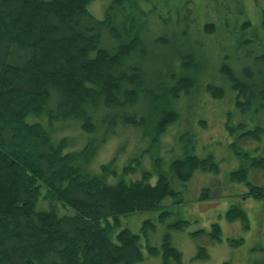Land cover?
Listing matches in <instances>:
<instances>
[{
    "label": "trees",
    "instance_id": "trees-1",
    "mask_svg": "<svg viewBox=\"0 0 264 264\" xmlns=\"http://www.w3.org/2000/svg\"><path fill=\"white\" fill-rule=\"evenodd\" d=\"M93 1L0 0V264L141 263L140 239L121 228V218L156 212L167 198L178 200L168 178L184 187L198 172L219 173L213 155H196L198 132L196 140L191 135L186 140L184 156L169 164V175L159 172L155 184L147 172L128 183L108 182L116 178V172L107 171L109 165L100 166L101 173L90 171L109 140L104 130L113 136L119 127L143 129L142 138L154 135L157 142L185 108L191 110L195 93L222 100L226 89L233 96L225 116L237 125L225 127L230 133L242 130L241 142L264 137V123L249 127L255 117L248 116L259 114L258 103L264 100V56L261 72L243 68L239 73L228 65L222 44L225 34L234 42L238 37L233 36L249 27L245 21L238 29L236 20L244 0H211L218 9L212 16L206 13L204 23L197 15L206 0L194 8V0L180 7L179 0H111L103 20L89 13ZM157 20L165 36L176 41L164 56L147 55L145 49ZM200 24L201 37L210 40H191L190 29ZM167 41L155 43L166 48ZM206 42L211 49H205ZM245 42H237L238 49ZM205 67L215 69L219 84L198 88ZM205 124L199 121L197 131ZM74 126L82 132L79 137L91 139L66 152L78 143L69 135ZM64 132L69 138H59ZM240 158L248 167L231 172L230 182L247 186L246 200L264 202V186L248 182L250 172H264V155L243 153ZM139 166L131 159L121 169L122 178ZM225 217L248 229L242 208H231ZM187 224L170 227L181 231ZM208 236L222 240L217 225ZM147 253L164 264H182L169 236ZM198 253L196 261H207L203 250Z\"/></svg>",
    "mask_w": 264,
    "mask_h": 264
},
{
    "label": "rangeland",
    "instance_id": "rangeland-1",
    "mask_svg": "<svg viewBox=\"0 0 264 264\" xmlns=\"http://www.w3.org/2000/svg\"><path fill=\"white\" fill-rule=\"evenodd\" d=\"M110 1L94 0L88 6L89 13L95 19L103 20ZM183 2L184 0H179L176 7H180ZM199 2L201 3V0H194L193 8ZM205 3L206 6L201 8L199 13L197 12L200 23H204L205 19L203 17L206 13L212 16L214 10L218 9V4L211 3V0H206ZM126 7L128 6L126 5ZM241 8L243 12L237 14L236 19L237 25L240 23L238 29L245 21L250 22L248 29L240 36L238 34L234 35V37H238L234 42L232 39L228 41L229 37L225 34L223 39L226 41L222 44L228 49V65L232 67L236 65L237 69H240L239 73L243 68H249L255 74L261 72V59L264 56V0H244ZM117 17L119 19V15ZM213 18L216 19V17ZM120 23L123 24L122 19ZM153 23L155 25L153 28L151 26L150 34L145 41L146 54L153 55L157 53L164 56L167 50H174L176 41L172 38L169 39L170 36H165L166 30L161 20ZM203 25L200 24L190 29L189 36L192 37V41L193 39L200 42L210 40L201 37L200 29ZM159 38H166L169 46L166 48L159 47V44L155 43V40ZM244 40H246L245 47L242 44L244 49H238L237 42L243 43ZM215 41L217 47L219 44L217 40ZM105 44L108 47H113V43L105 41ZM211 46L208 42L204 44L205 49L208 47L211 49ZM225 56L226 54H223L221 58ZM205 68L207 70L205 74L198 75L200 76L198 88L206 83L219 84L213 74L215 69ZM232 96L226 89L225 97L222 100L213 99L206 92H202L201 95L195 93L194 97L197 99L195 103H188L191 110L185 108L180 113L177 124L168 128L162 139L157 142L154 135L142 138V135H144L143 129L128 126L119 127L117 130L115 129L113 136L104 130L106 140L107 138L109 140L97 151L90 171L101 173L100 166L109 165L107 171L111 169L116 172V178H110L108 181L111 183L119 180L126 183L135 181L141 178L143 172H147L153 175L151 183L155 184L159 172L169 175V164L174 159L184 156V151L187 149L186 145L188 147L186 140L190 135L193 140H196L198 132L201 140L199 141L202 142L204 147L200 154L212 153L218 159L219 173L217 175L198 172L184 187L168 178L171 189L182 194L180 203L167 198L156 212L134 214L121 218V228L128 229L140 239L144 261L138 264H164L161 257H150L147 248H158L166 234L169 236L171 245L182 253V264H264V202L253 199L246 200L243 196L247 192V186L230 182L231 172L248 167V163L241 159L240 155L249 153L250 156L256 157L258 154L249 150L264 147V142L261 144L251 140L241 142L238 136L242 130L236 129L230 134L228 128L225 127V125L227 127L237 125L236 120L231 119V121H228L227 116H225L227 109H230ZM258 104L259 114L254 116L248 113V116L255 117L254 122H249V127H252L253 124L259 123L261 125V122L264 123V100ZM180 108H182V103ZM199 121H205L206 126L197 131L196 127ZM69 130H72L68 131L69 135L74 136L76 138L73 137L74 140L78 143L66 149V152L81 149L91 139L79 137L80 130L76 126ZM63 134L59 138L68 137L66 132ZM200 145L199 143L196 151H198ZM135 158L140 161L139 170L122 178V167ZM109 174L111 173H108L107 176ZM248 182L255 186H264V172H250ZM203 193L207 197L201 198ZM232 204L239 205L247 214L249 220L247 230L243 229L240 222L229 224L225 220V213ZM181 221L188 223L183 231L176 232L172 231L171 228L169 229L171 225ZM214 224L219 225L222 232L220 243L212 241L207 235H194L201 231L210 233ZM228 241H241L242 243L239 246L232 247L228 244ZM200 249H205L209 256L207 261L194 260Z\"/></svg>",
    "mask_w": 264,
    "mask_h": 264
},
{
    "label": "flooded vegetation",
    "instance_id": "flooded-vegetation-1",
    "mask_svg": "<svg viewBox=\"0 0 264 264\" xmlns=\"http://www.w3.org/2000/svg\"><path fill=\"white\" fill-rule=\"evenodd\" d=\"M234 37V36H233ZM230 66V65H229ZM234 66H236V65H234ZM231 68H234V67H232V66H230ZM210 69H212V68H210ZM205 126H206V124H205ZM234 127H236V126H233V127H229V128H231V129H234ZM249 129V128H248ZM243 132V131H242ZM241 132V133H242ZM231 134V133H230ZM199 140H200V138H199ZM201 141V140H200ZM199 141V143L201 144L200 146H199V148H198V151H196V155L197 156H199V157H201V156H205V155H202V154H200V152L203 150V144H202V142H200ZM247 140H244V142H246ZM254 141V140H253ZM255 143H258V144H261L262 142H264V137L262 136L261 137V139H260V142H257V141H254ZM263 149H264V147H257V148H252V149H250L249 151L250 152H256L258 155H264V151H263ZM252 150V151H251ZM206 155H213L214 156V154H212V153H209V154H206ZM214 159H215V161H216V163L218 164V159H216V157H214ZM133 160H135V162H139L140 163V161L138 160V159H133ZM136 170H139V167H137V168H135V170H134V172L136 171ZM218 171H219V164H218ZM233 172H235V171H233ZM153 176V175H152ZM139 180V179H138ZM152 181V180H151ZM187 187V186H186ZM176 192V191H175ZM179 193V192H178ZM206 195H205V193H203V195L201 196V198L203 197H205ZM207 197V196H206ZM178 200H175L176 202H178V203H180L181 202V200H182V194L181 193H179V195H178ZM244 198V197H243ZM235 206H238V207H240L239 205H237V204H232L231 206H230V208L226 211V212H228L231 208H233V207H235ZM241 208V207H240ZM243 210V209H242ZM225 215H226V213H225ZM225 220H226V217H225ZM227 221V220H226ZM178 223V222H177ZM177 223H175V224H177ZM179 223H182L183 225L184 224H186L187 222H183V221H181V222H179ZM229 224H232V223H229ZM174 225V224H173ZM188 225V224H187ZM186 225V226H187ZM214 225H217V224H214ZM213 226V225H212ZM218 227H219V225H217ZM171 228V227H170ZM220 228V227H219ZM185 229V228H184ZM184 229H182L181 231H183ZM221 230V229H220ZM173 231V230H172ZM181 231H176V232H181ZM204 232V231H203ZM211 232H212V228H211ZM211 232L210 233H207V232H204V233H206V234H208V235H210L211 234ZM200 233V232H199ZM199 233L197 234H194V235H199ZM222 233V232H221ZM201 235V234H200ZM207 235V236H208ZM165 236H168V234H166ZM164 236V237H165ZM222 241V240H221ZM229 242H232V243H234V242H236V241H228V244L231 246V244L229 243ZM238 242V241H237ZM161 246V245H160ZM160 246L158 247V248H160ZM154 248H156V247H154ZM175 248V247H174ZM200 250H203L205 253H206V251H205V249H200ZM199 250V251H200ZM178 251V250H177ZM198 251V252H199ZM180 252V251H179ZM182 254V253H181ZM199 254V253H198ZM197 254V255H198ZM207 254V253H206ZM196 255V256H197ZM196 256L194 257V260H196L195 258H196ZM208 256V255H207ZM209 257V256H208ZM181 259H182V256H181ZM225 264H228V263H225Z\"/></svg>",
    "mask_w": 264,
    "mask_h": 264
}]
</instances>
